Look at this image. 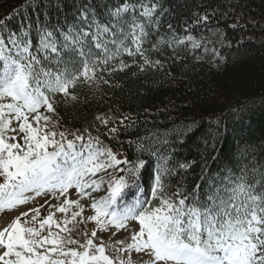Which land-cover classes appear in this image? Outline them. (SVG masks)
Listing matches in <instances>:
<instances>
[{"label":"trees","instance_id":"obj_1","mask_svg":"<svg viewBox=\"0 0 264 264\" xmlns=\"http://www.w3.org/2000/svg\"><path fill=\"white\" fill-rule=\"evenodd\" d=\"M122 2L0 0V31L6 39L29 30L38 46L39 26L63 44L61 33L68 28L90 30L79 20L80 11L90 10L107 23L109 10ZM133 2L156 10L150 20L139 17L151 25L143 55L118 56L100 66L94 81L81 80L69 96L50 94L54 114L40 110L51 121L45 125L50 132L64 133L69 141L84 137L77 151L92 140L100 150L124 156L123 172L112 167L93 177L103 183L92 195L105 198L113 180L125 179L128 187L112 205V212L122 215L138 200L158 205L152 200L157 176L163 177V196L174 201L204 197L229 175L260 177L264 0ZM122 65L125 70L117 71Z\"/></svg>","mask_w":264,"mask_h":264},{"label":"snow or ice","instance_id":"obj_2","mask_svg":"<svg viewBox=\"0 0 264 264\" xmlns=\"http://www.w3.org/2000/svg\"><path fill=\"white\" fill-rule=\"evenodd\" d=\"M155 11L126 0L109 10L105 23L90 10H82L79 20L90 30L68 28L61 33L63 44L57 43L53 31L39 26L38 46L29 30L9 33L6 39L0 31V216L44 193L67 196L76 188L80 199H87L85 191H100L103 183L89 177L112 167L124 171L120 165L127 161L100 150L98 142L89 140L77 151V142L85 144L84 137L69 141L64 133L50 132L45 125L51 121L40 110L54 114L50 94L69 96L81 80L94 81L100 66L118 56L143 55L146 27L151 25L139 17L150 20ZM124 70L123 65L117 69ZM129 172L135 175L132 169ZM162 181V176L156 177L152 200L158 201L157 206L138 200L118 215L109 208L128 184L125 179L113 180L108 196L92 204L96 215L87 223L98 227L91 238L83 233V243L72 238L77 220L85 223L79 200L66 199L58 208L52 205L42 220L40 208L24 213L0 231V264H131L133 252L147 254L150 264H264V174L256 179L247 173L238 179L229 175L222 186L191 200L163 196ZM27 193L35 195L29 199ZM57 213L65 219L57 221ZM104 217L109 219L101 222ZM128 221L140 225L131 244L100 241L97 246V232H106L109 226L124 230Z\"/></svg>","mask_w":264,"mask_h":264},{"label":"rangeland","instance_id":"obj_3","mask_svg":"<svg viewBox=\"0 0 264 264\" xmlns=\"http://www.w3.org/2000/svg\"><path fill=\"white\" fill-rule=\"evenodd\" d=\"M35 117L32 116L30 119H34ZM35 126V125H34ZM13 127H18V125L13 124ZM19 135L18 133H16ZM23 137L21 136V139ZM117 161H121L124 159L123 155H119L116 157ZM135 176V175H134ZM134 179L133 176L130 177L132 181ZM0 183H3V180L0 179ZM78 189L72 188L68 191L67 196H62L61 193H44L43 195L36 196L35 199H31L35 194L34 193H27L26 198L31 199V202L25 204L21 207H18L15 211L4 213L0 216V231H3L7 228L17 217L22 216L26 212H32L34 209L40 208L42 209L40 216L41 220L46 218L49 215V209L52 205H55L57 208L60 207L64 200L70 199L72 202L77 200L80 201L81 206L84 209V224H79V220H77V230L72 233L73 239L80 240L81 243L84 242L83 233L87 232L89 234L88 238H91L90 234L92 231H96L98 225L94 223H87V220L92 218L96 215L95 211L92 209L93 203H98L99 201L103 200L101 196L90 197L85 191V195H87V199H80L77 195ZM53 196L59 197V199H53ZM74 211V210H73ZM71 216V212L69 213ZM31 219V217H29ZM65 217L63 214L57 213L56 220H64ZM108 219L106 217L102 218L101 222H106ZM23 224L24 221H21ZM31 226V225H29ZM71 227V226H70ZM55 230V229H54ZM140 231V225L135 221H128V227L124 230H117L112 228L111 226L108 227L106 232H97V237L95 243L99 246L100 241H104L105 245H116L119 246L118 242L124 241L125 245L131 244V236L134 233H138ZM111 255V253H108ZM124 259H128V254L124 253ZM150 257L147 254H136L133 252L131 254V264H150Z\"/></svg>","mask_w":264,"mask_h":264}]
</instances>
